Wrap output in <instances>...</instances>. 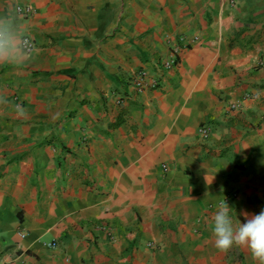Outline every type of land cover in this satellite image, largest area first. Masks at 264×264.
<instances>
[{
  "label": "crops",
  "instance_id": "obj_1",
  "mask_svg": "<svg viewBox=\"0 0 264 264\" xmlns=\"http://www.w3.org/2000/svg\"><path fill=\"white\" fill-rule=\"evenodd\" d=\"M0 26L36 41L0 63V264H258L212 217L264 209V0H0Z\"/></svg>",
  "mask_w": 264,
  "mask_h": 264
},
{
  "label": "clouds",
  "instance_id": "obj_2",
  "mask_svg": "<svg viewBox=\"0 0 264 264\" xmlns=\"http://www.w3.org/2000/svg\"><path fill=\"white\" fill-rule=\"evenodd\" d=\"M34 48L22 34L0 26V63H19L33 58ZM232 207L221 203L213 215L215 247L227 252L234 246L247 248L258 264H264V209L258 214L242 211L245 222L236 223Z\"/></svg>",
  "mask_w": 264,
  "mask_h": 264
},
{
  "label": "built area",
  "instance_id": "obj_3",
  "mask_svg": "<svg viewBox=\"0 0 264 264\" xmlns=\"http://www.w3.org/2000/svg\"><path fill=\"white\" fill-rule=\"evenodd\" d=\"M34 9L31 5L28 4H20L17 6V12L23 16V17H28L33 13ZM23 38L27 39L30 43V45L33 46L34 50L36 48V41L34 38H32L30 35H23ZM199 39V36H194L193 41H197ZM180 42L184 43L185 42V37L181 36L180 37ZM179 51V47L174 48L175 54L169 56V57H160L155 66H154V71L151 72L146 68H139L138 70L135 71L133 77L131 78V84L133 85V88L138 91V92H143L146 89L149 88H158L160 87V81L162 78V75L171 70L175 65H176V54ZM120 102V101H119ZM232 107H239V103H233ZM198 133L202 140H207L210 135H211V126L207 124H203L200 126ZM165 168L167 167V164L164 165ZM96 229L100 231L107 232L109 237L115 238V234L112 228V226H109L107 224H97ZM50 246L55 247L57 246V241L53 240L49 243ZM149 245H153L152 243H149Z\"/></svg>",
  "mask_w": 264,
  "mask_h": 264
}]
</instances>
